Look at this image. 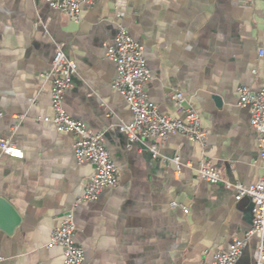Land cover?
<instances>
[{"label":"crops","instance_id":"0c3cea01","mask_svg":"<svg viewBox=\"0 0 264 264\" xmlns=\"http://www.w3.org/2000/svg\"><path fill=\"white\" fill-rule=\"evenodd\" d=\"M92 1L73 21L44 0H0V139L12 134L23 152L0 151V198L16 215L0 207V264H60V247L45 244L68 211L83 264H210L251 227V201L194 169L174 172L142 143L127 146L119 126L132 114L112 88L116 67L105 55L116 33L115 0ZM124 23L143 47L150 101L175 115L170 94L183 93L207 131L213 166L228 181L257 182L256 133L238 88L256 92L264 76V0H127ZM58 43L77 63L64 108L102 134L118 169L115 187L94 201L78 202L94 166L76 161L71 133L42 120L51 113L42 74ZM157 144L161 156L182 162L195 163L203 150L180 134ZM255 248L253 238L236 264H254Z\"/></svg>","mask_w":264,"mask_h":264},{"label":"built area","instance_id":"2783aa9c","mask_svg":"<svg viewBox=\"0 0 264 264\" xmlns=\"http://www.w3.org/2000/svg\"><path fill=\"white\" fill-rule=\"evenodd\" d=\"M44 1L73 21L80 19L82 8H89L93 3L92 0ZM126 15L127 0H115L113 23L116 33L113 43L106 46L105 55L116 67L112 88L122 95L132 114L130 122L119 126L126 136L127 146L130 147L136 142L142 143L152 157L161 162H171L174 172L179 173L182 168L194 169L196 177L202 181L222 182L233 191L235 199L248 197L251 201V227L242 237L233 239L226 249L216 251L210 264H236L253 238L256 240L254 264H264V76L256 92L244 85L238 88V105L248 108L250 124L256 133L262 174L253 184L231 182L224 179L221 171L206 157L204 149L207 144V131L200 123L198 111L186 102L184 94L179 91L170 94L175 115L162 114L150 101L147 87L152 78L151 71L147 66L143 47L131 36L128 26L124 23ZM76 72V61L65 54L62 44H56L50 67L42 74L43 81L50 86L51 94V113L42 120L51 122L59 132L71 133L74 136L73 153L76 161L88 162L94 166V172L86 181L78 199V202H88L96 200L104 189L115 187L118 182V169L104 145L102 134L89 130L82 121L71 117L64 108V96ZM23 117L24 115H19L17 118ZM15 127L16 125L13 126V131ZM171 134H180L201 145L202 154L195 163L182 162L178 156L168 159L161 156L157 141ZM0 151L11 157L23 156L22 150L12 141V134L0 139ZM170 205L187 211V207L176 202ZM75 232L74 214L68 211L45 244L46 247H60L63 256L60 264L84 262V251L74 240Z\"/></svg>","mask_w":264,"mask_h":264},{"label":"water","instance_id":"95a60500","mask_svg":"<svg viewBox=\"0 0 264 264\" xmlns=\"http://www.w3.org/2000/svg\"><path fill=\"white\" fill-rule=\"evenodd\" d=\"M0 207H3L8 213L13 215L16 220V215L14 214L12 207L2 198H0Z\"/></svg>","mask_w":264,"mask_h":264}]
</instances>
